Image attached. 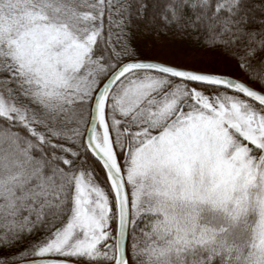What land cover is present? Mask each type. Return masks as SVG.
Here are the masks:
<instances>
[{"label": "snow or ice", "instance_id": "1", "mask_svg": "<svg viewBox=\"0 0 264 264\" xmlns=\"http://www.w3.org/2000/svg\"><path fill=\"white\" fill-rule=\"evenodd\" d=\"M0 264H264V0H0Z\"/></svg>", "mask_w": 264, "mask_h": 264}, {"label": "trees", "instance_id": "2", "mask_svg": "<svg viewBox=\"0 0 264 264\" xmlns=\"http://www.w3.org/2000/svg\"><path fill=\"white\" fill-rule=\"evenodd\" d=\"M149 19L151 15L149 13ZM132 39L133 45L141 51L149 54V58L160 60L169 64H177V61L170 55L173 45L179 40L178 37L171 35H163L156 31L159 24H148L144 21L133 19ZM189 38H185L183 43L188 44ZM192 47L187 48L189 53L185 57V63L178 66L183 67H199V61H207L211 59L214 53L199 48L194 41H191ZM246 78V77H244Z\"/></svg>", "mask_w": 264, "mask_h": 264}, {"label": "rangeland", "instance_id": "3", "mask_svg": "<svg viewBox=\"0 0 264 264\" xmlns=\"http://www.w3.org/2000/svg\"><path fill=\"white\" fill-rule=\"evenodd\" d=\"M243 79H246V78H244V77H242ZM253 87H255V85H253Z\"/></svg>", "mask_w": 264, "mask_h": 264}]
</instances>
